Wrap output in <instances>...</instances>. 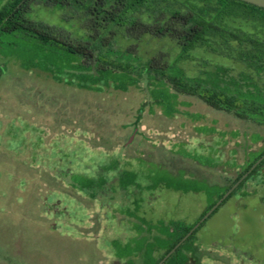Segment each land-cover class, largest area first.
Here are the masks:
<instances>
[{
  "label": "rangeland",
  "instance_id": "374dc122",
  "mask_svg": "<svg viewBox=\"0 0 264 264\" xmlns=\"http://www.w3.org/2000/svg\"><path fill=\"white\" fill-rule=\"evenodd\" d=\"M29 10L73 38L90 35L71 9L32 0ZM227 22L264 38L262 18ZM109 39L139 66L249 71L207 46L181 57L170 36ZM73 56L0 31V264H153L171 242L165 228L194 225L264 151V127L176 95L154 74L132 75L127 89L111 76L94 84V65ZM165 264H264V165Z\"/></svg>",
  "mask_w": 264,
  "mask_h": 264
},
{
  "label": "trees",
  "instance_id": "16d2710c",
  "mask_svg": "<svg viewBox=\"0 0 264 264\" xmlns=\"http://www.w3.org/2000/svg\"><path fill=\"white\" fill-rule=\"evenodd\" d=\"M31 1L9 0L6 6L0 8V31L23 32L38 39L43 46L61 49L74 55L76 59L91 62L98 74L92 79L94 84L111 76L118 86L127 89L128 85L137 83L132 75L154 74L153 77L161 85H171L176 95L196 96L212 109L232 113L241 120L264 127V87L259 81L264 80V38L234 28L227 22L232 17L264 19V8L241 0H42L47 5L68 8L85 17L91 30L89 37L73 38L62 27L30 18ZM118 30L131 36H170L179 42L182 48L181 57L195 48L207 46L211 52L235 60L249 71L237 78L230 74L228 68L217 67L215 72L207 70L201 77H189L176 69L174 64L159 65L149 61L144 66H139L126 53L114 50L109 34ZM130 77V81H123V78ZM263 155L264 151L253 158L219 195V199ZM263 165L264 160L248 178L255 175ZM248 178L232 194L241 189ZM91 184L92 181L87 180L85 186L89 187ZM216 203L217 201L212 202L208 210ZM194 225L173 222L165 228L171 242L165 254L153 264H159ZM196 231L164 264L182 253L189 241L195 237Z\"/></svg>",
  "mask_w": 264,
  "mask_h": 264
},
{
  "label": "water",
  "instance_id": "95a60500",
  "mask_svg": "<svg viewBox=\"0 0 264 264\" xmlns=\"http://www.w3.org/2000/svg\"><path fill=\"white\" fill-rule=\"evenodd\" d=\"M258 7L264 8V0H241ZM136 132L130 137L128 143H132ZM264 160V155L217 201V203L208 210L203 217L194 225V227L187 233V235L176 245V247L159 263L164 262L204 223L221 205L222 203L240 186V184L250 176V174L260 165Z\"/></svg>",
  "mask_w": 264,
  "mask_h": 264
},
{
  "label": "crops",
  "instance_id": "0c3cea01",
  "mask_svg": "<svg viewBox=\"0 0 264 264\" xmlns=\"http://www.w3.org/2000/svg\"><path fill=\"white\" fill-rule=\"evenodd\" d=\"M180 190H183L184 192L188 193L190 192V188H187V187H182ZM254 192L252 193H248V194H245V196H250L252 195Z\"/></svg>",
  "mask_w": 264,
  "mask_h": 264
}]
</instances>
